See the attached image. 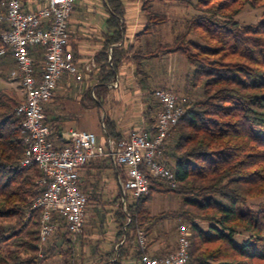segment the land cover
I'll use <instances>...</instances> for the list:
<instances>
[{
    "label": "trees",
    "instance_id": "16d2710c",
    "mask_svg": "<svg viewBox=\"0 0 264 264\" xmlns=\"http://www.w3.org/2000/svg\"><path fill=\"white\" fill-rule=\"evenodd\" d=\"M138 1L145 20L136 36L139 39L156 35L166 24L168 15L156 8L158 3L174 1L193 6L197 14L184 22L172 42L152 43L148 39L150 48L140 46L136 50L132 45H119L112 48L109 60L107 48L119 44L126 32V6L124 0H102L111 35L96 58L101 86L94 97L91 93L87 96L96 103L124 62L132 64L147 96L143 129L153 131L160 104L148 66L163 56L181 55L189 70L184 98L179 99L184 113L169 131L163 157L175 173L177 185L172 188L165 180L147 174L148 194L132 198L131 203L126 196V209L119 191V205L113 213L114 245L110 251L94 246L91 261L120 264L134 258L141 263L147 250L140 249L138 232L148 238L171 218L181 219L188 227L189 264H264V0ZM246 6L263 9L255 25H241L235 20ZM4 12L5 1L0 0V14ZM3 28L0 25V34ZM197 89L200 98L188 100L189 90ZM22 102L18 89L0 90V264H44L55 252L63 264H85L83 255L76 258V235L69 232L60 214L53 216L56 228L41 244V212L34 208L38 195L35 183L41 172L38 168H19L26 132L16 109ZM44 112L50 115L45 106ZM54 120L47 118L49 126ZM103 124L107 135L120 141L107 115ZM94 167L101 169L97 164ZM108 167L102 164V169ZM156 193H172L178 208L152 215L147 203ZM196 221L207 223V228Z\"/></svg>",
    "mask_w": 264,
    "mask_h": 264
},
{
    "label": "built area",
    "instance_id": "2783aa9c",
    "mask_svg": "<svg viewBox=\"0 0 264 264\" xmlns=\"http://www.w3.org/2000/svg\"><path fill=\"white\" fill-rule=\"evenodd\" d=\"M0 14V57L12 59L16 69L10 73L18 80L23 102L16 109L26 132L25 152L20 169L38 168V195L34 208L40 215V241L45 244L56 224L53 216L64 217L69 232L79 235L86 222L89 197L82 191L80 171L92 160L109 159L117 172L123 209L126 196L137 199L149 192L147 174L165 180L175 188V173L163 162L168 134L184 113L179 97L166 89L155 91L160 104L153 131H134L126 140L100 143L93 132L70 130V145L55 146L47 123L44 105L52 100L64 74L75 76L78 70L70 50V19L75 0H4ZM39 54V55H38ZM38 55V56H37ZM38 59V60H37ZM95 63L86 67L91 71ZM138 245L146 247V238L138 232ZM189 230L177 227L175 249L162 257L143 254L141 264H189Z\"/></svg>",
    "mask_w": 264,
    "mask_h": 264
},
{
    "label": "crops",
    "instance_id": "0c3cea01",
    "mask_svg": "<svg viewBox=\"0 0 264 264\" xmlns=\"http://www.w3.org/2000/svg\"><path fill=\"white\" fill-rule=\"evenodd\" d=\"M124 1L126 6V21L124 22L126 32L119 44H112L107 48L109 60L111 59L113 47L122 45L127 48L132 45L136 50L140 46H143V49H147L152 45L148 39L136 37L145 25L144 22L139 21L135 17L140 12L139 1ZM96 7V0H75L69 23L71 31L69 47L74 55L75 65L81 79L78 80L75 76L67 73L64 74L57 86L54 97L44 105L50 110V115H46L49 120H54L57 117L50 127L51 139L58 148L70 145V140L67 138L70 130L93 132L97 135L100 143L108 142L109 139L116 141L115 138L109 137L106 133L103 124L106 115L114 123L115 131L120 134V140H126L134 131L146 127V121L143 116L147 106L146 91L142 90L139 86L134 66L128 62H124V65L121 66L118 74L115 76V81L109 84L108 90L100 92V97L96 103L92 104L88 99L87 95L91 93L94 97L96 89H99L101 86L98 79L99 68L96 58L104 48V41L111 35L105 22L108 17L105 7H102L105 13L100 9H96ZM98 16L102 17V21L97 20L99 19ZM168 58L169 55L163 56L161 62L168 60ZM3 59H6L4 60L6 63H10L12 60H7L9 59L8 57ZM92 63H95L94 68L89 72L86 71V67ZM14 67H16L15 63ZM15 81L17 82L16 88L20 96L23 97L18 80ZM166 84V81H162L160 86H166ZM100 109L103 110L102 120L99 113ZM89 114L91 115L90 118H88ZM96 164L101 169H96L94 167ZM102 164L106 165V167L109 165L110 167L102 169ZM98 173H100L99 175H103L104 173L109 174V177H107L109 179L110 175H113L117 181V172L109 159L103 158L90 161L80 171L81 188L88 195L89 201L92 200L90 199L92 197L90 195L97 189L94 177ZM119 191L121 193L117 182L115 193L117 196ZM120 200L122 201V197ZM112 231H114L112 232L113 234H116L115 230ZM162 233V229H158L157 233H154L150 239L146 238L148 255L162 257L175 249L176 244L171 248L169 245H164L161 238ZM120 264L141 263L137 259L128 258L122 260Z\"/></svg>",
    "mask_w": 264,
    "mask_h": 264
},
{
    "label": "rangeland",
    "instance_id": "374dc122",
    "mask_svg": "<svg viewBox=\"0 0 264 264\" xmlns=\"http://www.w3.org/2000/svg\"><path fill=\"white\" fill-rule=\"evenodd\" d=\"M196 0H193L195 3ZM96 9H100L103 13L102 0H96ZM140 6V2H139ZM156 8L159 11H164L168 15V20L165 25L161 27L160 32L154 36H150L148 39L152 43H167L172 42L174 34L182 30L184 22L197 14L193 6H186L179 4L174 1H164L158 3ZM263 9H253L246 6L236 17L235 20L241 25H255L261 19ZM145 23L144 18L137 14L135 16ZM98 21H102V17L98 16ZM6 59L0 60V90L3 89H17V82L10 78V73L16 69L14 67L13 60L5 62ZM3 62V63H2ZM5 62V63H4ZM127 63V62H126ZM16 66V65H15ZM149 70L152 71L154 87L158 89H166L183 100L185 90V75L189 72L188 67L185 64L184 58L179 54L169 55L168 60L164 61L163 64L160 60H154L148 66ZM163 79V80H162ZM166 81V86H160L161 82ZM151 82V84H152ZM200 90H189L187 94L188 100H194L200 98ZM147 99V96L145 97ZM101 120L103 118V110H99ZM91 115L89 114L88 118ZM76 126V125H74ZM109 174L104 173L94 177L97 189L90 195L91 201H89L86 213V222L84 229L80 235L74 236V244L76 246V258L80 257V254L84 256L85 264H94L91 261V253L93 252L94 246H97L99 250L110 251L114 245L115 234L112 230L114 228L113 213L118 208V200L116 190L117 181L110 175V179L107 178ZM109 179V180H108ZM115 188V189H113ZM133 201L131 194L128 192L127 202ZM178 199L173 194L156 193L153 195L151 200L147 203L148 210L152 215H157L165 211H174L178 208ZM89 208V209H88ZM198 221H196L197 223ZM183 223L181 219H167L163 223L159 224L156 228L162 229L161 234L164 245L173 247L176 244L177 239V227ZM198 224L206 229L208 224L204 222H198ZM154 233H157V231ZM154 235V234H153ZM152 235V236H153ZM150 236V237H152ZM150 237H148L150 239ZM174 249V248H173ZM44 264H63L62 258L58 252L51 258L44 261Z\"/></svg>",
    "mask_w": 264,
    "mask_h": 264
},
{
    "label": "water",
    "instance_id": "95a60500",
    "mask_svg": "<svg viewBox=\"0 0 264 264\" xmlns=\"http://www.w3.org/2000/svg\"><path fill=\"white\" fill-rule=\"evenodd\" d=\"M123 197V196H122Z\"/></svg>",
    "mask_w": 264,
    "mask_h": 264
}]
</instances>
